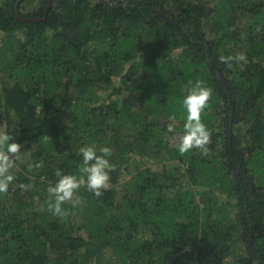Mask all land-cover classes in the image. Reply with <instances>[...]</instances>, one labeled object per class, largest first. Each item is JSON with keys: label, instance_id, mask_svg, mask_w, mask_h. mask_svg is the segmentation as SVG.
Wrapping results in <instances>:
<instances>
[{"label": "trees", "instance_id": "1", "mask_svg": "<svg viewBox=\"0 0 264 264\" xmlns=\"http://www.w3.org/2000/svg\"><path fill=\"white\" fill-rule=\"evenodd\" d=\"M190 80L213 90L207 156L169 142ZM0 131L43 162L0 194V264H264V0H5ZM92 144L110 188L52 215L55 171L79 176ZM149 151L173 168L140 167Z\"/></svg>", "mask_w": 264, "mask_h": 264}, {"label": "clouds", "instance_id": "2", "mask_svg": "<svg viewBox=\"0 0 264 264\" xmlns=\"http://www.w3.org/2000/svg\"><path fill=\"white\" fill-rule=\"evenodd\" d=\"M257 31H260L259 27ZM220 62L231 68L233 62L240 63L246 61V55L238 53L236 55L220 56ZM213 96V90L206 87L201 80L188 81L187 95L183 99V107L186 110V117L183 124V133L179 137L178 151L181 155L198 149L203 156L209 155L208 145L211 143V132L201 119V114L209 106V101ZM168 131L174 132L175 126L168 125ZM21 144L14 142V139L6 131H0V194H7L10 184L16 177L11 173V169L16 166L21 159ZM78 154L82 158L79 166L80 175L65 174L61 169L55 171L57 180L47 187L46 210L52 215L65 218L69 215L63 205L71 204L73 208L82 203L81 198L76 195L81 187L93 193L99 198L103 192L110 188L109 173L115 166L110 163L108 157L112 155V149L101 146L97 149L95 144L85 145L79 148ZM43 162L29 164L28 169H40ZM22 190L30 188L31 185H18ZM40 210H45L41 206Z\"/></svg>", "mask_w": 264, "mask_h": 264}, {"label": "rangeland", "instance_id": "3", "mask_svg": "<svg viewBox=\"0 0 264 264\" xmlns=\"http://www.w3.org/2000/svg\"><path fill=\"white\" fill-rule=\"evenodd\" d=\"M216 2V0H203V3H208V4H214ZM5 3V0H0V6L3 5ZM38 1L34 2L32 5L30 6H24L22 12H34L36 7L38 6ZM172 124H174L173 122H170ZM169 125V123H168ZM180 136H174L171 137L169 139L170 144L174 143V142H178ZM171 147V146H170ZM22 151V156L21 159L19 161H17L16 166L11 169V171H20L23 172V167L27 166L30 162H31V149L27 148V147H22L21 148ZM174 161H167L163 159V156L161 154V156L157 153L151 152L149 151L147 156L145 158H141L139 161V166L143 167V168H150L152 169V171H156V172H161L162 170V166H168L169 169L173 168L172 164H174ZM130 179L129 176H124L122 177V182H127ZM110 257V252H106L105 253V258L108 259Z\"/></svg>", "mask_w": 264, "mask_h": 264}, {"label": "water", "instance_id": "4", "mask_svg": "<svg viewBox=\"0 0 264 264\" xmlns=\"http://www.w3.org/2000/svg\"><path fill=\"white\" fill-rule=\"evenodd\" d=\"M49 5H50V3L47 1V10L49 8ZM47 10L45 11V15L47 13ZM16 17H17L18 20H21V21H29L30 20L28 18H22L18 13H16ZM31 21L37 22V21H40V19H35V20L32 19ZM219 80L222 81L221 77H219ZM231 113H232V109L230 111V115H231ZM251 190H253L252 187H251ZM248 249H249V252H250L252 258L255 260V254H254V252H253V250L251 248L250 238L248 239Z\"/></svg>", "mask_w": 264, "mask_h": 264}]
</instances>
